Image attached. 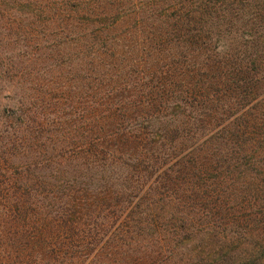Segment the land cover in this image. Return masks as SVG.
Masks as SVG:
<instances>
[{
	"label": "rangeland",
	"instance_id": "obj_1",
	"mask_svg": "<svg viewBox=\"0 0 264 264\" xmlns=\"http://www.w3.org/2000/svg\"><path fill=\"white\" fill-rule=\"evenodd\" d=\"M161 2L0 0V264L264 262L246 30L212 19L179 31L208 36L187 44Z\"/></svg>",
	"mask_w": 264,
	"mask_h": 264
},
{
	"label": "trees",
	"instance_id": "obj_2",
	"mask_svg": "<svg viewBox=\"0 0 264 264\" xmlns=\"http://www.w3.org/2000/svg\"><path fill=\"white\" fill-rule=\"evenodd\" d=\"M158 6L163 7V10L161 9L163 14L159 16L164 17V20L169 19L167 12H174L172 18L174 22L171 24L172 30L170 31L176 36V40H184L187 44L195 43L194 40L206 41L208 36L207 34H195L197 32L190 31L180 35L181 32L179 31L187 25H199L200 23L202 25L208 21L212 23V19L215 21V27L229 26L231 31L234 30L232 31L233 34H237L240 31L239 28L246 30L242 36L243 42L240 45H245L249 55L248 59L243 61L244 64L239 63L238 70L240 72L244 69L248 70V88L250 91L248 93L250 95L248 124L246 125L248 127L249 142L248 170L254 172L255 177H251V179L253 181L257 180V183L251 187V191H248V221H250L248 230H250L251 235L253 234V237L260 236L261 238L263 236L264 239V91L256 95V92H254L255 87L253 88L256 85V87L264 89V0H163ZM156 11H158L157 8ZM186 17L188 23L185 20ZM156 23H164V21L158 19ZM162 36L164 34H158L156 38L162 39ZM209 67L211 73L207 77L212 75V71H216L211 66ZM202 82L201 79L197 81V84L201 85L200 91L204 89L203 85H205ZM188 90H190L188 91L189 94L193 91V88H188ZM177 105L179 104H174V106ZM259 137L263 140H260ZM256 166L262 167V170H259ZM195 169L198 171L195 177L202 179L203 182L209 180L205 177L212 176V171H215L212 164L206 162ZM213 175L215 177V174ZM204 186L200 185L198 192L195 190L199 194L200 200L217 205V189L213 188L212 185ZM253 246L252 252L258 256H254V258L263 261L264 241L255 242ZM260 264H264V262H260Z\"/></svg>",
	"mask_w": 264,
	"mask_h": 264
}]
</instances>
